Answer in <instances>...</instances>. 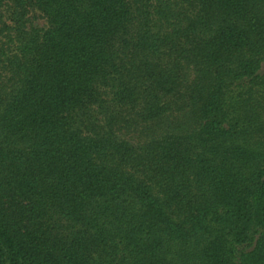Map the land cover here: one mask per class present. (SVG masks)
Masks as SVG:
<instances>
[{
    "label": "trees",
    "instance_id": "obj_1",
    "mask_svg": "<svg viewBox=\"0 0 264 264\" xmlns=\"http://www.w3.org/2000/svg\"><path fill=\"white\" fill-rule=\"evenodd\" d=\"M4 1L48 27L0 100V264H264V155L233 96L264 79V0ZM176 100L196 127L134 145L108 112L159 126Z\"/></svg>",
    "mask_w": 264,
    "mask_h": 264
},
{
    "label": "rangeland",
    "instance_id": "obj_2",
    "mask_svg": "<svg viewBox=\"0 0 264 264\" xmlns=\"http://www.w3.org/2000/svg\"><path fill=\"white\" fill-rule=\"evenodd\" d=\"M0 15V100L4 101L18 86L20 73L16 65L17 60L22 59V48L29 46L33 39L40 40L48 27V20L33 1H24L19 6L4 1L0 6ZM259 72L263 74L264 62L261 63ZM233 96L239 101V118L248 127V132L240 136L236 143L247 150L264 155V79L252 84L244 82L234 89ZM108 112L121 113L125 124L122 125L124 129L120 131L119 136L133 145L149 140L153 132H182L183 126L187 130L193 129L194 125L196 127L195 116L187 107V103L185 105L181 100L172 103V110L164 116L159 126H156V123H134L136 117L131 109H115ZM92 115L93 121L100 124L103 122L104 115H101L99 110L93 109Z\"/></svg>",
    "mask_w": 264,
    "mask_h": 264
}]
</instances>
